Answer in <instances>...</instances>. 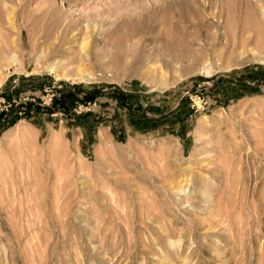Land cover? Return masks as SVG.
<instances>
[{"label":"rangeland","instance_id":"374dc122","mask_svg":"<svg viewBox=\"0 0 264 264\" xmlns=\"http://www.w3.org/2000/svg\"><path fill=\"white\" fill-rule=\"evenodd\" d=\"M262 7L0 0V264H264Z\"/></svg>","mask_w":264,"mask_h":264},{"label":"bare ground","instance_id":"6f19581e","mask_svg":"<svg viewBox=\"0 0 264 264\" xmlns=\"http://www.w3.org/2000/svg\"><path fill=\"white\" fill-rule=\"evenodd\" d=\"M262 9H264V7H262ZM88 34V33H87ZM87 34H85V36L84 37H86V39H87ZM89 35V34H88ZM90 37H88V39L86 40H84L83 41V44H82V49H84L83 51L85 52V54H86V48H87V45H88V40H90L89 39ZM80 69V72H82L83 73V71L84 72H86L87 70H85V69H81V68H79ZM87 75V74H86ZM184 181H186L185 183H184ZM190 183V180L188 179V178H184L183 177V179L178 183V184H174V186L172 187V189L173 190H175V192H176V194H178V195H185V194H183L182 192L185 190V185H187V184H189ZM181 200V199H180ZM183 200V201H182ZM181 201L184 203L185 201H184V199H182ZM179 201V200H178ZM177 201V202H178ZM180 203V202H179ZM181 205V204H180Z\"/></svg>","mask_w":264,"mask_h":264},{"label":"trees","instance_id":"16d2710c","mask_svg":"<svg viewBox=\"0 0 264 264\" xmlns=\"http://www.w3.org/2000/svg\"><path fill=\"white\" fill-rule=\"evenodd\" d=\"M82 99L84 103H88V102H92L94 100V97L92 96V94H85V97H83ZM53 109H56V108H52V110Z\"/></svg>","mask_w":264,"mask_h":264},{"label":"clouds","instance_id":"9594fccd","mask_svg":"<svg viewBox=\"0 0 264 264\" xmlns=\"http://www.w3.org/2000/svg\"><path fill=\"white\" fill-rule=\"evenodd\" d=\"M177 243H179V242H177Z\"/></svg>","mask_w":264,"mask_h":264}]
</instances>
